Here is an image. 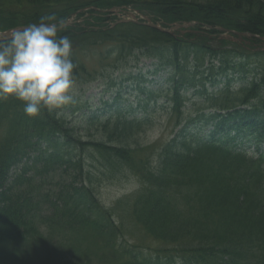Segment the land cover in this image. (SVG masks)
Listing matches in <instances>:
<instances>
[{
	"label": "trees",
	"instance_id": "16d2710c",
	"mask_svg": "<svg viewBox=\"0 0 264 264\" xmlns=\"http://www.w3.org/2000/svg\"><path fill=\"white\" fill-rule=\"evenodd\" d=\"M12 1L0 4V31L39 23L44 16H54L53 23L63 20L64 26L77 12L84 16L88 8L95 13L91 18L96 22L85 18L83 24L58 30L72 41L75 80H97L98 74L79 59L93 45H112L101 58L111 59L114 68L129 63L130 57L136 62L151 59L156 71L170 73L167 101L179 126L185 90L195 85L189 71L206 65L213 70L216 60L221 72L243 70L256 56L260 73L238 92L228 82L221 94L211 96L215 112L204 117L215 123L205 137L200 131L185 135L183 127L156 154L145 157L139 155L143 146L138 137L146 131L148 118L117 112L101 121V139L84 140L57 109L29 117L22 101L0 100V122L6 127L0 145V264H28L27 246L36 247L35 255H48L52 264H84L94 247L116 254L120 264H176L172 256L162 260L119 242L124 226L114 214L120 207L146 236L177 245L183 264H264V0ZM125 4L150 11L166 28L195 25L167 33L143 24H108L101 12ZM220 28L245 33L239 38L249 47H226L231 41L222 38L226 31ZM215 39L221 43L218 48L210 45ZM90 121L99 119L94 115ZM251 136L259 151L254 155L239 148ZM95 161L104 175L129 168L141 187L107 208L96 191L100 174L88 166ZM22 164L21 172L13 175ZM48 169H62V174L53 178L58 179L52 181L54 187L43 190V182L36 186L35 179ZM58 232L71 235L72 244L64 237L58 246L62 252L51 247ZM87 240L91 246L84 248ZM72 251L80 252V259H67Z\"/></svg>",
	"mask_w": 264,
	"mask_h": 264
},
{
	"label": "rangeland",
	"instance_id": "374dc122",
	"mask_svg": "<svg viewBox=\"0 0 264 264\" xmlns=\"http://www.w3.org/2000/svg\"><path fill=\"white\" fill-rule=\"evenodd\" d=\"M12 3V0H0V4L5 6ZM222 38L234 42V44L230 43L226 47L240 48V44H237V37L231 33L223 34ZM242 44L249 47L247 43L242 42ZM210 45L218 48L221 43L215 39ZM110 47H112L111 44H98L89 47L85 53H80L79 59L86 64L89 70L98 74V78L84 84L75 80L76 87L72 93L73 100L55 109L66 118L70 126L75 128V135L79 134L84 140L101 139L103 134L101 121L113 118L117 112L129 115L130 118H148L145 121L146 131L138 137L143 146V151L139 153L141 157L156 154L158 147L168 139L178 135L183 127H186L185 135L200 131V136L205 137L213 129L215 123L214 121L207 123L204 117L215 112L210 107L211 96L221 94L228 82L231 83V91L238 92L254 78H258L260 73L257 66L258 57L256 56L252 59V68L230 69L221 72L217 69L220 68V61L216 60L214 61L216 68L213 70L208 69L206 65L199 67L197 70L189 71L195 85H190L185 90L186 103L182 115L184 121L179 126L177 125V118L172 114L170 104L168 105L167 101L171 85L170 73L164 69L156 71L153 60L146 58L136 62V59L130 57L129 63L124 62L123 65L114 68L111 59L104 61L101 58L102 55H106ZM260 48L264 50V44L260 45ZM251 49L252 51L260 50L253 47ZM106 65L108 66L104 68ZM215 75L217 76L215 77ZM229 78L231 79L228 80ZM94 115L97 116L99 121H90V118ZM5 136L6 127L0 122V145ZM103 140L107 141L108 138L105 137ZM133 146H135L134 142ZM260 147L261 150H264V143ZM239 148L246 150L249 155L259 152L254 136L244 137ZM22 166L24 164L16 168L12 174L20 173ZM88 166L92 171L100 174L96 182V191L101 203L107 208L115 207L118 200L132 195L142 185L140 178L129 168H125L116 175H104L101 173L102 167L99 162L89 163ZM33 174H35L33 170L29 171V176H33ZM61 174L62 169L57 172L48 169L36 177V186L43 182L41 185L43 190L54 187L55 182L52 181L58 179L53 178L55 176L59 177ZM126 210L125 207H120L114 214L117 222L124 226L123 234L119 238L120 243L126 244L131 249L141 250L146 254H157L162 260L165 257L172 256L176 264H183L180 258L181 252H178L177 245H168L146 236L142 228L136 225L129 215H126ZM42 229L44 233H47L45 226H42ZM70 236L69 233L58 232L52 240L53 242H51V247H56L59 252H62V249L58 246L64 241V237L67 238V245L72 244ZM87 246H91L89 240L84 243V248ZM26 248L30 253L28 264H52L53 261L48 255L42 253L35 255V246H27ZM66 258L80 259V252L66 253ZM85 261L84 264H120V259L116 254L104 248L98 250L97 247L88 252Z\"/></svg>",
	"mask_w": 264,
	"mask_h": 264
},
{
	"label": "clouds",
	"instance_id": "9594fccd",
	"mask_svg": "<svg viewBox=\"0 0 264 264\" xmlns=\"http://www.w3.org/2000/svg\"><path fill=\"white\" fill-rule=\"evenodd\" d=\"M54 20L41 17L39 23L12 31L9 41L0 44V100L22 101L29 117L73 100V44L67 35L58 34L65 22Z\"/></svg>",
	"mask_w": 264,
	"mask_h": 264
},
{
	"label": "water",
	"instance_id": "95a60500",
	"mask_svg": "<svg viewBox=\"0 0 264 264\" xmlns=\"http://www.w3.org/2000/svg\"><path fill=\"white\" fill-rule=\"evenodd\" d=\"M149 26L150 27H153V28H156V29H159V30H161L163 32H167V33H169V32L172 31V29L162 28V27H160V26H158L156 24H150ZM189 26H190V24H180V25H176V27H178V28H184V27H189ZM21 29H23V28H18L17 30H21ZM221 30L228 31V30L223 29V28H221ZM12 31L13 30H9V31L0 33V41L9 39ZM237 34L243 35L244 33H237Z\"/></svg>",
	"mask_w": 264,
	"mask_h": 264
}]
</instances>
